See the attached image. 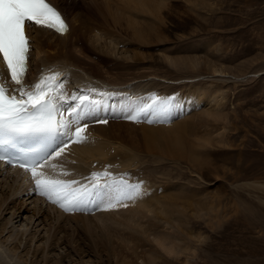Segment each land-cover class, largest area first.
<instances>
[{
  "label": "rangeland",
  "instance_id": "obj_1",
  "mask_svg": "<svg viewBox=\"0 0 264 264\" xmlns=\"http://www.w3.org/2000/svg\"><path fill=\"white\" fill-rule=\"evenodd\" d=\"M53 1L77 25L75 21L85 16L84 1L89 0ZM194 3L171 0L169 10L160 13V26L148 33L145 43L133 41L126 30L112 23L107 26L113 35L106 34L95 45L102 49L105 41H118V48L131 52L132 66L113 69L125 62H107L114 56L103 58L94 50L77 47L78 55L98 66L106 78L117 72L127 78L138 73L149 75L146 78L154 75L160 84L154 91L157 100L166 98V106L152 125L167 132L179 127L188 157L178 160L174 155L161 157L156 151L152 155L141 147L138 152L123 147L129 149L130 156L137 153L133 159L139 171L134 175L128 172V180L139 179L173 196L175 208L184 211L182 216L177 210L173 215L178 221L176 254L171 257L152 251L150 244H141L134 254L124 249V262L98 243L101 232L94 225L87 229L82 222L70 220L72 226L65 227L62 219L52 218L45 221L64 225V250H52L49 259L54 261L48 264H264V0ZM96 33L87 35L86 47L93 44L91 36ZM194 56L202 57L204 67L201 64L193 71L167 60ZM211 68L219 73L210 74ZM209 88L219 89L224 98L217 103L207 99L197 102L198 92ZM108 127L115 130L114 118ZM115 131L110 135L113 141L117 140ZM19 203L17 200L14 208ZM8 217L6 213L4 218ZM112 242L116 246L118 239L114 237Z\"/></svg>",
  "mask_w": 264,
  "mask_h": 264
},
{
  "label": "bare ground",
  "instance_id": "obj_2",
  "mask_svg": "<svg viewBox=\"0 0 264 264\" xmlns=\"http://www.w3.org/2000/svg\"><path fill=\"white\" fill-rule=\"evenodd\" d=\"M48 1L53 2L52 5L58 9L55 1ZM113 1L116 4H113ZM170 1L89 0L88 3L84 1V5H87L85 16H80L77 21L74 20L77 25H74L72 19H68L60 8L58 9L61 10L62 16L68 23V32L65 34L59 35L51 30L38 28L26 30L31 47L29 69L25 75V82L37 81L41 72L45 76L57 75V78L64 82L63 90L65 92L72 95L90 96L91 103L96 106L95 111L89 113L85 121H81L87 125L81 134L83 141L80 143L69 142L59 157L50 158L49 167L44 170L46 177L63 181L75 179L84 183L83 177L85 176H90L92 173L108 172L113 177L123 175L130 185L139 183L140 194L135 200H126L127 207L118 205L108 209L101 205L97 208L94 203H90L81 210L65 213L58 206L48 202L46 198L31 191L34 181L31 180L30 173L0 162V264H48L49 261L53 262L54 260L49 259L53 254H51L52 250H64L61 228H64V225L65 227L72 226L70 220L82 222L83 227L87 229H90L92 225L98 228L101 232L98 243L107 252L111 251V256L112 253H115L117 255L115 256L124 262L127 261V256L123 254L124 249H131L134 254L135 249L141 244H150V249L154 252L161 251L170 256L175 253V222L178 221L173 219V215L177 211L181 215L184 211L180 208L176 209L177 205L175 206L176 201L173 196L164 195L165 192L161 193L158 189L147 185L144 181H139V179H136V182L128 180V172L130 175H134L139 171V167H136L137 164L133 159L136 158L137 153H135V157L134 154L130 156L131 152L128 148L131 147L138 152L141 147L152 155L159 152L161 157L174 155L178 160L186 159L188 157L187 147L183 140L182 130L176 127V129L171 128L167 132L152 123H134L119 118L120 110L116 100V98L132 96L139 97L149 103L152 98L157 99L154 89L160 84L154 75H151V78H146L149 75H139L138 73L127 78L121 72H113L116 74L114 77L109 75L106 78L102 76L98 66L78 55L80 50L77 49L78 45H81L82 49L86 48L91 53L94 50V53L97 52L103 58L114 56L107 62L114 63L118 59L125 62L117 64L113 69L132 66L131 61L134 58L131 57V52L126 48H118V41L114 43L105 41L101 45L102 49H99L95 44L106 34L113 35L114 31L107 28L111 23L126 30L129 38L133 41L145 43L148 33L160 26V13L163 9L169 10ZM185 1L188 4L195 2L193 6H199L203 2V0ZM98 29L102 30V34ZM95 30L98 33L91 36L93 44L86 47L87 35ZM71 34L75 36L69 40L68 37ZM167 60L193 71L205 65L200 56L185 60ZM0 61H2L1 57ZM201 64L202 66H200ZM110 68L111 66L106 73H110ZM211 70L210 74L219 73L217 69L211 68ZM222 93L219 89L200 90L197 94L200 99L197 98V102L207 99L208 102L216 101L215 103H217L224 98ZM73 102L69 101V103ZM99 118L115 119L117 140L113 141L110 136L116 131H109L108 123L96 122ZM144 123L147 125H143ZM174 131H176L175 134ZM141 138L143 139L142 143ZM123 146H128V148ZM65 172L68 174L65 175ZM17 200L20 202L19 207L14 208ZM23 205H25L24 208H22ZM31 210L33 213H30ZM6 213L9 215L7 219L4 218ZM181 216H178V219ZM52 218L57 221L62 219L64 225L45 221V219ZM158 227H162V230H157ZM114 237L118 239L116 246L112 242ZM21 244L22 251L20 253L24 252V256L19 253ZM61 258L60 256L58 261ZM136 259L135 261H137ZM28 260L29 262H27Z\"/></svg>",
  "mask_w": 264,
  "mask_h": 264
},
{
  "label": "snow or ice",
  "instance_id": "obj_3",
  "mask_svg": "<svg viewBox=\"0 0 264 264\" xmlns=\"http://www.w3.org/2000/svg\"><path fill=\"white\" fill-rule=\"evenodd\" d=\"M37 28L59 35L68 32L62 14L46 0H0V161L30 173L34 181L31 191L65 213L90 203L97 208L127 207L125 201L136 199L140 185L128 184L123 175L92 173L83 177L84 183L46 177L44 170L50 158L59 157L69 142L83 141L81 134L87 125L81 121L96 106L90 96L65 92L64 82L57 75L41 72L37 81L25 82L31 47L26 30ZM116 100L119 118L134 123L154 122L166 106V98H152V103L132 96ZM96 122L108 120L99 118Z\"/></svg>",
  "mask_w": 264,
  "mask_h": 264
}]
</instances>
